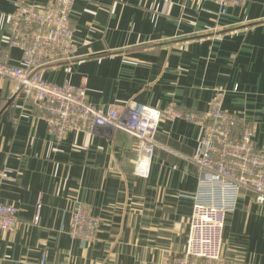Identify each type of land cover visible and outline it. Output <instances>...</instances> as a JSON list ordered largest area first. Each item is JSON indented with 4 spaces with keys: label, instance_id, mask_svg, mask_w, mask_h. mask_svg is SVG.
<instances>
[{
    "label": "crops",
    "instance_id": "crops-1",
    "mask_svg": "<svg viewBox=\"0 0 264 264\" xmlns=\"http://www.w3.org/2000/svg\"><path fill=\"white\" fill-rule=\"evenodd\" d=\"M14 2L0 0L2 48ZM71 20L77 56L40 67L45 79L83 85L97 104L176 102L196 111L225 88L237 130L252 126L264 148V0H244L223 15L212 0H75ZM9 54L21 62L18 47ZM39 113L17 80L0 74V167L15 176L0 196L19 208L16 227L0 229V264H184L201 177L188 156L200 125L163 116L143 177L134 172L135 135L100 126L60 140ZM79 201L103 220L90 241L70 234ZM223 257L264 264V203L248 188L226 219Z\"/></svg>",
    "mask_w": 264,
    "mask_h": 264
},
{
    "label": "built area",
    "instance_id": "built-area-1",
    "mask_svg": "<svg viewBox=\"0 0 264 264\" xmlns=\"http://www.w3.org/2000/svg\"><path fill=\"white\" fill-rule=\"evenodd\" d=\"M212 1L219 5V14L223 15L244 0ZM74 4L75 0H15L8 17V47H0V74L17 80V89L32 98L49 132L60 140L70 131L93 132L100 126L122 128L135 135L134 172L139 176L150 174L163 116L199 124L198 147L188 159L198 166L201 177L198 190L192 195L184 264H225V223L237 206L241 189L248 188L258 202L264 203V148L255 142L254 128L248 125L240 132L237 130L236 114L224 107L225 88H216L207 109L196 111L180 108L176 102L162 108L140 101L97 104L83 85L45 79L40 67L77 56L71 20ZM9 47L21 50V62L11 60ZM14 177L11 168L0 167V188L5 180ZM18 213L16 204L3 201L0 196V229L13 230L19 221ZM102 223L86 202L79 201L72 211L70 234L93 240Z\"/></svg>",
    "mask_w": 264,
    "mask_h": 264
},
{
    "label": "rangeland",
    "instance_id": "rangeland-1",
    "mask_svg": "<svg viewBox=\"0 0 264 264\" xmlns=\"http://www.w3.org/2000/svg\"><path fill=\"white\" fill-rule=\"evenodd\" d=\"M188 230H189V228H188ZM187 239V238H186ZM185 246H186V244H185ZM65 263V262H64ZM67 264V263H66Z\"/></svg>",
    "mask_w": 264,
    "mask_h": 264
}]
</instances>
